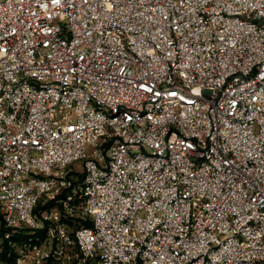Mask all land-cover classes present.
Listing matches in <instances>:
<instances>
[{"label": "built area", "instance_id": "obj_1", "mask_svg": "<svg viewBox=\"0 0 264 264\" xmlns=\"http://www.w3.org/2000/svg\"><path fill=\"white\" fill-rule=\"evenodd\" d=\"M0 264H264V0H0Z\"/></svg>", "mask_w": 264, "mask_h": 264}, {"label": "rangeland", "instance_id": "obj_2", "mask_svg": "<svg viewBox=\"0 0 264 264\" xmlns=\"http://www.w3.org/2000/svg\"><path fill=\"white\" fill-rule=\"evenodd\" d=\"M78 166V165H77Z\"/></svg>", "mask_w": 264, "mask_h": 264}]
</instances>
